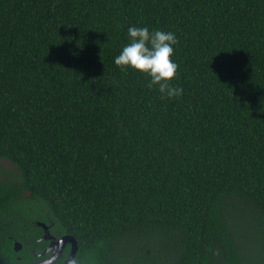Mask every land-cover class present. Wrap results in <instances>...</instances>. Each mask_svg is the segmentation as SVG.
Segmentation results:
<instances>
[{
	"label": "trees",
	"instance_id": "trees-1",
	"mask_svg": "<svg viewBox=\"0 0 264 264\" xmlns=\"http://www.w3.org/2000/svg\"><path fill=\"white\" fill-rule=\"evenodd\" d=\"M129 26L180 98L115 65ZM0 160L6 262L42 223L70 264H264V0H0Z\"/></svg>",
	"mask_w": 264,
	"mask_h": 264
},
{
	"label": "clouds",
	"instance_id": "clouds-1",
	"mask_svg": "<svg viewBox=\"0 0 264 264\" xmlns=\"http://www.w3.org/2000/svg\"><path fill=\"white\" fill-rule=\"evenodd\" d=\"M128 43L122 46L114 63L122 70L131 68L148 79L147 87H155L162 98H180L184 89L171 81L176 77L178 64L174 61L177 37L172 31L150 30L149 27L129 26ZM73 264H77L73 261Z\"/></svg>",
	"mask_w": 264,
	"mask_h": 264
},
{
	"label": "flooded vegetation",
	"instance_id": "flooded-vegetation-1",
	"mask_svg": "<svg viewBox=\"0 0 264 264\" xmlns=\"http://www.w3.org/2000/svg\"><path fill=\"white\" fill-rule=\"evenodd\" d=\"M48 228V227H47ZM43 230V229H42ZM48 231H49V229H48ZM43 234H42V236H41V238L39 239V241L40 240H43V241H45V242H48L47 243V245H46V247L41 251V252H39L38 254H36L35 256L36 257H40V258H42V257H44L43 259H40V260H37L36 262H32V263H26V264H40V263H47V262H49L51 259H53V261L52 262H49V263H47V264H53L54 262H56L60 257H61V255L64 253V251H65V249H66V247H67V245H69V247L71 248V246H70V244H67L63 249H61L59 252H58V248H56V247H54V246H51V249H49V247H50V244L52 243L51 241H49V240H44L42 237H43V235H44V231L42 232ZM51 235V234H50ZM52 236V235H51ZM62 237H64V236H61V237H58V238H54L55 239V241H57L58 239H61ZM13 242H14V247H13V250H14V252H16V253H18L20 250H21V245L18 243V242H15L14 240H13ZM35 251V250H34ZM57 253V254H56ZM69 253H70V251L67 253V256H66V259L68 258V255H69ZM54 254H56V257L54 258ZM20 260V257H16L15 258V262L14 263H11V262H6V260H5V258L4 257H2V255L0 254V264H19V263H17L18 261Z\"/></svg>",
	"mask_w": 264,
	"mask_h": 264
},
{
	"label": "water",
	"instance_id": "water-1",
	"mask_svg": "<svg viewBox=\"0 0 264 264\" xmlns=\"http://www.w3.org/2000/svg\"><path fill=\"white\" fill-rule=\"evenodd\" d=\"M38 226L41 227L44 231V235H43V239L44 240H49L52 243L50 244L49 249H51V246H54L56 248H58V252L63 249L67 244H70L71 248H70V253L68 255V258L66 259V261L63 264H70L71 261L74 259V256L77 252L78 246L76 241L74 240V238L70 237V236H64L61 239H58L57 241H55L54 237L50 235L48 228L42 224V223H38ZM57 254V253H56ZM56 254H54V258L56 257ZM53 259H51L49 262H52ZM47 262V263H49ZM46 263V264H47ZM40 264H45V263H40Z\"/></svg>",
	"mask_w": 264,
	"mask_h": 264
},
{
	"label": "rangeland",
	"instance_id": "rangeland-1",
	"mask_svg": "<svg viewBox=\"0 0 264 264\" xmlns=\"http://www.w3.org/2000/svg\"><path fill=\"white\" fill-rule=\"evenodd\" d=\"M0 169H6V170L7 169H10V170H14L13 169V166L9 162L4 161V160H0Z\"/></svg>",
	"mask_w": 264,
	"mask_h": 264
}]
</instances>
